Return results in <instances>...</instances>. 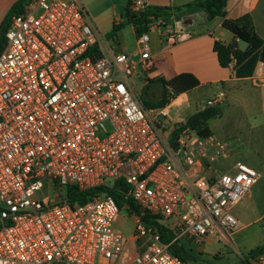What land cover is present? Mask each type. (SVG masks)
Listing matches in <instances>:
<instances>
[{"label":"built area","instance_id":"1","mask_svg":"<svg viewBox=\"0 0 264 264\" xmlns=\"http://www.w3.org/2000/svg\"><path fill=\"white\" fill-rule=\"evenodd\" d=\"M147 1L130 0L129 11ZM137 45L151 68L147 33ZM135 67L78 0H29L11 17L0 51V264H186L171 245L230 242L239 231L233 209L259 174L241 161L218 172L231 143L169 126L167 107H144ZM248 80L264 88V62ZM225 99L219 90L201 108ZM97 188L84 203L68 199ZM109 191L130 212L128 239Z\"/></svg>","mask_w":264,"mask_h":264},{"label":"crops","instance_id":"2","mask_svg":"<svg viewBox=\"0 0 264 264\" xmlns=\"http://www.w3.org/2000/svg\"><path fill=\"white\" fill-rule=\"evenodd\" d=\"M17 1L19 0H0V26L8 17L11 7ZM116 1L117 0H88L87 3L85 2L83 5L91 25L98 29L106 38L114 25H123V23L126 22L135 35L134 27L124 20V10L123 12L119 10V7H124L125 9L130 0H122L119 6L116 4ZM191 1L192 0H148L147 6L150 8L177 9L182 8ZM245 2L243 0H227L225 7L226 19L235 20L245 14L250 15L257 35L261 39H264V0H256L250 5H246ZM221 22V18L208 21L202 12H195L179 17L171 16L164 21V31L161 33L158 28L149 29L146 33L149 36L150 54L153 60L152 67L145 69L141 66L139 63L140 52L137 45V60L135 62L133 61L136 67L130 79L136 78L139 83V91H145L146 95H149V97L152 96L151 102L145 103L148 105L157 104L164 94V88L158 82L159 79L169 81L180 74H190L198 81V86L186 93L174 94L173 91L170 90L173 98L164 106L167 107L169 126L180 127L185 123L188 117L201 109L199 107H202L206 100L213 97L217 91L223 90L226 99L219 107L220 109L224 106L236 105L242 106L244 110L249 111V108L255 105V103L260 104L262 107V117L255 120L254 129H260L262 133H264V88L253 87L248 78H236L233 65L222 68L213 50L215 41H220L225 45L235 43L238 49L240 46V42L234 38L233 34L221 26ZM170 31H172L174 35L172 39L169 36ZM122 33L123 30L120 29L115 36V42L120 51L126 50L125 46L121 45L123 44L121 43ZM244 82L249 83L250 86L254 88L253 93L255 95H251L248 90L242 89L244 87ZM130 84L132 86L131 81ZM152 89L157 91L154 96L151 94ZM195 92H202V101L198 102V100H196L198 98L197 96L192 95L193 98H191V94ZM179 98H182L180 102L175 103ZM192 105L194 106V112L190 115H183L182 113ZM174 107H178L181 110L172 111ZM171 139L173 140V135ZM241 146H243L242 143ZM241 146L232 145V152L238 150V148H242ZM232 155L233 154L230 156ZM229 158L232 159L231 157ZM250 198L251 193L249 197L241 203L247 202ZM262 220H264V215L259 217L257 222ZM238 221L242 224L239 219ZM249 225L250 223L244 224L243 228ZM258 233L260 234L259 242L254 246L243 249L244 253L247 255L246 258L244 257L242 259L243 264H264V253L256 257L249 256L251 250L259 246H264V226L261 227V231ZM180 245L184 247L189 254V258L184 261L186 264H203L212 258L215 260L216 264H238L237 261L230 259V253L228 251L230 250L233 254L237 253L238 255L241 253L239 245L233 242L232 238L230 242H217L214 239L206 238L199 245L185 240L181 242ZM259 257L262 258V262L258 260ZM218 259H224V261Z\"/></svg>","mask_w":264,"mask_h":264},{"label":"trees","instance_id":"3","mask_svg":"<svg viewBox=\"0 0 264 264\" xmlns=\"http://www.w3.org/2000/svg\"><path fill=\"white\" fill-rule=\"evenodd\" d=\"M29 0H19L10 9L8 17L0 26V51L5 46V32L8 28L11 17L22 9V6ZM227 0H192L182 8L168 9V8H150L147 7L143 12L133 14L129 11V2L124 9V17L126 21L134 27L135 36L138 38L141 34L146 33L149 24L154 20L161 18L166 21L171 16L189 15L195 12H202L208 21H212L216 18H221V26L233 34L234 38L239 42H243L247 45V48L243 51L236 48L235 43L225 45L220 41H215L213 50L217 55L219 65L222 68H227L234 62L233 69L235 77L238 79L248 78L254 72L259 62H264V39H261L253 26L250 15L245 14L238 19L231 20L226 19L225 7ZM122 27L121 25L113 26L112 30L107 34L109 38L116 36L118 30ZM158 82L164 88V94L161 100L155 105L144 104L145 107L161 108L166 106L174 94H182L189 92L190 90L198 86V81L190 74H180L169 81L159 79ZM221 116V109L219 107H205L197 110L193 115L187 118L185 123L180 126L179 130L191 129L194 130L199 136L207 137L212 135L208 127L210 120L219 118ZM174 134L173 139H175ZM121 184V183H118ZM96 191H102L97 188L95 190L80 192L76 189H71L68 192V199L70 203H84L86 197L93 195ZM114 199L117 201L120 196L109 191ZM162 241L165 243L170 242L172 236L162 234ZM170 250L173 255L177 256L181 260L185 261L189 258V254L181 245H171ZM264 253V246L256 247L249 253L250 257H256L257 255Z\"/></svg>","mask_w":264,"mask_h":264},{"label":"rangeland","instance_id":"4","mask_svg":"<svg viewBox=\"0 0 264 264\" xmlns=\"http://www.w3.org/2000/svg\"><path fill=\"white\" fill-rule=\"evenodd\" d=\"M82 5L87 3L88 0H78ZM122 3V0H117L116 4ZM84 7V5H83ZM120 12H123L124 7H119ZM125 18V17H124ZM126 20V18L124 19ZM159 32L164 31V26L157 27ZM121 29L122 41L121 45H124L126 50L120 51L118 45L115 42V37L109 38V44L115 53H123L130 57L132 61L137 60L138 47L136 44V36L131 30L130 26L124 22ZM149 30V27H148ZM147 30V31H148ZM247 48V45L240 42L239 50L243 51ZM133 55V57H132ZM136 58V59H135ZM133 89L139 97L141 103L151 102V97L146 95L145 91H139L138 80L136 78L130 79ZM244 87L242 89L248 90L251 95L254 88L250 86L249 83L244 82ZM157 91L152 89L151 94L156 95ZM197 96L198 102L202 101V92H195L191 94V98ZM182 98H179L175 103H179ZM230 104V103H229ZM228 104V105H229ZM201 108V107H199ZM181 110L178 107H174L172 111ZM194 112V106H190L187 110L182 113L183 115H190ZM262 117V107L259 103H255L248 110H244L242 106L229 105L221 108V116L219 118L209 121V127L211 129V134L220 141L230 142L231 145H239L241 143L242 148L232 152V159L228 158L225 161L215 165V169L222 173L234 162L241 161L247 166L256 170L259 174V178L256 184L251 189V198L247 202L240 203L234 210L233 214L239 219L242 224L240 225V230L233 234L232 241L239 245V250H241L240 255L230 253V259L237 261L238 264H243L242 259L246 258V253H244V248L247 249L250 246H254L259 242L261 227L264 226V220L257 222V219L264 215V133L260 129H254L255 120ZM119 208L118 219L115 223V229L125 238L128 239L132 235L133 221L130 216L129 210H127L123 204L117 202ZM250 223L246 228H243L244 224ZM260 247V246H259ZM224 261V259H218ZM203 264H216L215 260L212 258Z\"/></svg>","mask_w":264,"mask_h":264},{"label":"water","instance_id":"5","mask_svg":"<svg viewBox=\"0 0 264 264\" xmlns=\"http://www.w3.org/2000/svg\"><path fill=\"white\" fill-rule=\"evenodd\" d=\"M128 207H129L130 210H133V204L130 203Z\"/></svg>","mask_w":264,"mask_h":264},{"label":"bare ground","instance_id":"6","mask_svg":"<svg viewBox=\"0 0 264 264\" xmlns=\"http://www.w3.org/2000/svg\"><path fill=\"white\" fill-rule=\"evenodd\" d=\"M189 23V22H188Z\"/></svg>","mask_w":264,"mask_h":264}]
</instances>
